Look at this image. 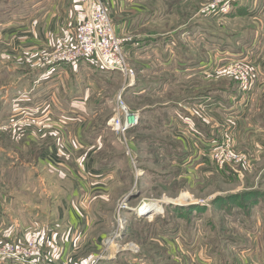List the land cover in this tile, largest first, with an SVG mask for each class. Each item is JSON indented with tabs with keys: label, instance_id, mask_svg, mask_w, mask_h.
<instances>
[{
	"label": "crops",
	"instance_id": "1",
	"mask_svg": "<svg viewBox=\"0 0 264 264\" xmlns=\"http://www.w3.org/2000/svg\"><path fill=\"white\" fill-rule=\"evenodd\" d=\"M5 1L0 0V8ZM30 1L33 5L28 11L20 5L17 15L0 12V124L16 129L27 125L25 129L30 127L35 132L43 131L36 128L39 125L48 124L59 136L44 140L50 141L36 164L23 159L19 166L12 163L0 168V240L23 245L34 238L54 264H86L87 258L99 251L102 239L111 229L105 214L107 209L103 207L107 195L97 192L90 199L89 190L91 186L100 190L105 185L95 178L104 175L101 180H105L111 175L95 168L93 171L84 169V159L91 153L90 143L83 134L89 126L86 118L90 116L91 103L92 108L96 105V110H103L104 83L111 84L110 77L117 71H100L90 59L75 65L55 63L27 68L24 63L17 67L18 58H26L25 49L40 50L69 38L70 34L76 35V22L81 15L71 0ZM104 1L116 34L133 35L124 49L134 69L135 83L126 88L129 93L125 97L147 99L145 105L133 106L131 110L139 113V125L142 120L148 121L152 128L156 127L165 135L160 142L168 149L169 157L193 167L202 157L208 158L212 142L224 130L223 134L230 135L238 146L247 142L240 122L253 97L246 102H235L237 84L229 88L228 83L218 84L213 79L220 63L246 59L257 45L264 55V35L262 38L257 26L254 25L256 37L250 42L245 38L244 28L230 34L215 24L214 15L201 17L196 12L198 8L188 18H182L181 10L174 11L168 6L165 10H156L152 3L147 4L151 0ZM155 1L178 3L183 0ZM44 5L46 8L42 10ZM258 8L264 11V6L258 7L256 2L237 0L224 18L249 20L255 17L251 14ZM31 17L39 21L27 25ZM14 18L19 20L14 23ZM35 61L36 58H32L33 65L38 64ZM102 74L106 79H102ZM260 84L264 90V75ZM97 94L102 98L94 103L91 97ZM219 114L226 115L229 121L221 123ZM235 120L237 123L233 126ZM62 127L67 131L62 133ZM28 136L29 133H25L24 143ZM36 142L33 146L43 140ZM173 145H177L179 151L175 152ZM30 146L32 142L19 151L26 152ZM0 150L12 157L5 149ZM76 151L84 153L77 156ZM81 158L82 171H74L71 163ZM174 247L172 243L165 254L169 259L180 258L179 262L176 260L178 264H228L219 262L217 254L199 250L187 253ZM249 260L243 257L241 261L251 264ZM102 264L154 263L142 252L124 250Z\"/></svg>",
	"mask_w": 264,
	"mask_h": 264
},
{
	"label": "rangeland",
	"instance_id": "2",
	"mask_svg": "<svg viewBox=\"0 0 264 264\" xmlns=\"http://www.w3.org/2000/svg\"><path fill=\"white\" fill-rule=\"evenodd\" d=\"M29 1L6 0L5 4L2 3L3 8H0V12L10 11L17 15L16 12L20 9V5L28 11L33 5L32 1ZM71 1L82 15H78L77 26L83 18L84 0ZM249 1L256 2L258 7L264 6V1ZM214 2L215 0H183L178 3H163L151 0L147 4L152 3L156 10H165L167 6L174 11L181 10L183 12L182 18H188L198 8L196 12L201 17L214 15L215 24L220 29L229 31L230 34L235 30L244 28L245 38L249 39L250 42L256 37L254 34L256 26L260 29L261 37L264 35L262 31L264 11L261 9L258 8L255 13L251 14L255 17L249 20L241 17L240 19L224 18L225 16L214 13L210 8ZM45 8L46 5L42 7V10ZM17 20L19 19L14 18V23ZM35 20L39 21L36 17L28 18L27 25L34 24ZM75 36L70 34L69 38L64 37L66 39L47 47H41L40 50L25 49L26 58L24 56L18 58L17 67L24 63L27 68L51 64L48 63L51 54L59 47L73 43ZM118 36L123 42L125 63L134 72L130 59L126 56V49H124V46L129 44L127 41H131L133 35L128 33ZM28 40L27 38L26 41ZM27 47L29 46L27 45ZM260 49L261 47L257 45L249 53L250 56L246 58L254 72V82L257 83V89L256 91L254 89V93H252L253 101L250 104L252 107L248 108L249 110L240 122L245 130L243 136L247 142H242L238 146L230 135L223 134L226 132L225 130L217 136L220 138L223 135L222 139H226L225 141H229L234 148L246 155L249 164L244 167L241 165L219 167L209 157H202L193 167L188 163L179 162L175 157H169L168 149L161 145L160 140H163L165 135L160 134L156 127L155 129L152 128L151 124L145 120H142L140 125L138 124L125 135L127 144L134 155V161L131 162L124 152L123 140L112 131L108 123L113 115L114 97L125 84V79L117 72L111 75V84L104 83V91H102L104 108L103 110H96V105L94 104L95 108H92L91 103L90 116L86 118L89 126H86L87 131L83 130V133L85 131L84 139H88L90 143L88 148L91 153L84 159V169L89 168L93 171L95 168L102 170L101 173L104 172L105 175H111L105 180H101L104 175L95 178L99 179L100 182L103 181L105 185L100 189L102 191L91 186L89 197L90 199L94 198L97 192L107 195L103 207L107 209L105 214H107L111 229L104 238L109 237L113 240L109 245H111V249L116 251V255L130 249L128 247H135L137 249L135 254L142 252L148 255L154 264H178L180 258L169 259L165 254L167 249L170 251V245L173 243L174 248H181L186 252L193 253L195 250H199L203 253L217 254L219 262L242 264L243 257H247L251 264H264V90L260 84L261 76L264 75V64H262L264 55L261 54ZM34 57L37 65H33L32 58ZM39 59H41L40 63ZM224 63L226 62L218 65L221 70ZM93 65H96L100 71L104 70L95 62ZM221 70L216 72V76H214L216 78L213 81H217L218 84L228 83L229 88L236 85V81ZM102 75V79H106L104 74ZM126 90L125 88L122 95L130 109L133 106L140 107V105L146 104V98H126L125 95L129 93ZM101 98L102 96L97 94L91 97V101L97 103ZM219 117L222 118L221 123L229 121L226 119V115L219 114ZM236 123L237 121L233 126ZM25 127L28 126H22L18 129H16L17 127H10L8 131L0 132V144H2L0 149L3 148L12 154V157H8L4 152H0L1 169L12 163L19 166L23 163V159L27 160L26 163L36 164L41 151L50 141L44 140L59 136L50 130L48 124L36 127L43 130L41 132H35L30 127L25 129ZM61 131L64 133L67 130L62 127ZM25 133H29L30 136L28 137L30 138L24 143ZM218 138L217 140L222 141ZM37 140H43V142L33 146L34 143H38ZM168 141L173 143L169 138ZM31 142L32 146L28 147L26 152L19 151L21 147ZM84 151L74 153L79 156ZM45 156L43 155V157ZM81 160L82 158L71 163L74 171H82L80 165L83 162ZM43 163L45 162L41 164ZM132 164L137 165L138 172L132 169ZM25 196L28 198L30 195L28 193ZM181 198L185 201L179 202ZM124 200L128 201V206L126 209L120 210L118 205ZM147 204L157 207V209L153 212L143 213L142 208ZM118 216L122 218L121 221H118ZM118 232L120 235L117 237L115 234ZM162 237H166L170 242L164 241ZM10 241L14 242L12 240H0V243ZM14 243L18 244L17 242ZM101 249L100 243L99 250ZM43 254L45 255L44 251ZM0 264H4V262Z\"/></svg>",
	"mask_w": 264,
	"mask_h": 264
},
{
	"label": "built area",
	"instance_id": "3",
	"mask_svg": "<svg viewBox=\"0 0 264 264\" xmlns=\"http://www.w3.org/2000/svg\"><path fill=\"white\" fill-rule=\"evenodd\" d=\"M237 0H215L210 6L214 13L227 16L231 13ZM83 18L76 26V36L73 43L61 46L56 49L50 57L48 63L51 64H72L75 65L83 59H90L99 65L100 68L109 71L119 72L125 79V84L114 97L113 115L109 119V126L123 140L124 152L134 161L132 149L128 146L125 135L135 128L140 122V115L132 111L123 99L122 92L125 88L134 85L135 74L125 63L122 39L116 34L114 23L109 15L107 5L104 0H84ZM221 72L231 76L237 84V96L235 102L248 101L252 97L254 72L249 62L243 59H232L222 64ZM11 125L0 124V132L8 131ZM215 140L208 153L210 160L219 167L224 166H248L249 161L246 155L236 148L226 139ZM132 169L138 172L137 165L132 164ZM128 201L124 200L118 208L126 209ZM122 218L118 216V221ZM119 232L115 236H119ZM105 239V240H104ZM113 241L106 237L101 241L102 249L93 256L88 257L86 264H102L116 256V251L109 245ZM136 253L135 247H128ZM12 264H54L47 258L41 246L32 238L29 242L19 245L14 242L0 243V263Z\"/></svg>",
	"mask_w": 264,
	"mask_h": 264
},
{
	"label": "bare ground",
	"instance_id": "4",
	"mask_svg": "<svg viewBox=\"0 0 264 264\" xmlns=\"http://www.w3.org/2000/svg\"><path fill=\"white\" fill-rule=\"evenodd\" d=\"M185 199H180L179 202H184ZM157 209V207L151 206V205H144L142 208L143 213L153 212Z\"/></svg>",
	"mask_w": 264,
	"mask_h": 264
},
{
	"label": "trees",
	"instance_id": "5",
	"mask_svg": "<svg viewBox=\"0 0 264 264\" xmlns=\"http://www.w3.org/2000/svg\"><path fill=\"white\" fill-rule=\"evenodd\" d=\"M173 149L175 152L179 151L178 146L173 145Z\"/></svg>",
	"mask_w": 264,
	"mask_h": 264
}]
</instances>
